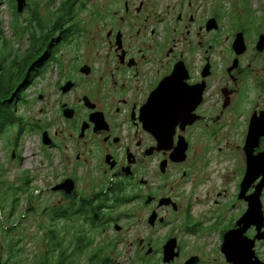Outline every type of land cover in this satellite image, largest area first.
Returning a JSON list of instances; mask_svg holds the SVG:
<instances>
[{
  "label": "flooded vegetation",
  "instance_id": "flooded-vegetation-1",
  "mask_svg": "<svg viewBox=\"0 0 264 264\" xmlns=\"http://www.w3.org/2000/svg\"><path fill=\"white\" fill-rule=\"evenodd\" d=\"M156 1L8 0L61 171L2 181L0 264H264V0Z\"/></svg>",
  "mask_w": 264,
  "mask_h": 264
},
{
  "label": "rangeland",
  "instance_id": "rangeland-1",
  "mask_svg": "<svg viewBox=\"0 0 264 264\" xmlns=\"http://www.w3.org/2000/svg\"><path fill=\"white\" fill-rule=\"evenodd\" d=\"M40 6H44L46 0H38ZM173 1V0H168ZM203 11L208 14L214 8H220L224 15L239 14L244 10L242 0H200ZM251 10L255 8L256 0H248ZM0 5V25L5 35V39L10 43V49H19L24 46V41H19L14 29L18 28L16 22L12 21L13 11L8 6V0H2ZM159 5L162 1H156ZM159 9V8H157ZM78 15H86L80 13ZM44 80H37L34 84H29L22 92L23 102L17 109L18 116L24 118L29 124L35 127L34 130L25 131L17 141L12 139L14 130L0 140V165L3 167V179L12 180L14 174L28 173L35 176V184H41L40 177L45 180L51 172L61 171L58 162L54 158L55 152H50L42 146L41 135L38 129H45V123L52 120L54 112L47 104L46 99H38V89ZM33 127V126H32ZM49 174V175H48Z\"/></svg>",
  "mask_w": 264,
  "mask_h": 264
},
{
  "label": "trees",
  "instance_id": "trees-1",
  "mask_svg": "<svg viewBox=\"0 0 264 264\" xmlns=\"http://www.w3.org/2000/svg\"><path fill=\"white\" fill-rule=\"evenodd\" d=\"M1 3L2 0H0ZM13 31L18 33V29ZM10 47L0 25V140L14 130L15 133L11 136L17 141L25 131H32L36 127L18 116L17 109L23 102L22 92L28 85V77H30L28 71L34 70L35 64L32 66L31 64L41 50L38 52L31 48L20 53V50H12ZM44 72L42 70L40 73ZM3 172V167L0 165V195Z\"/></svg>",
  "mask_w": 264,
  "mask_h": 264
},
{
  "label": "water",
  "instance_id": "water-1",
  "mask_svg": "<svg viewBox=\"0 0 264 264\" xmlns=\"http://www.w3.org/2000/svg\"><path fill=\"white\" fill-rule=\"evenodd\" d=\"M24 4H25V0H16V5H17V10L16 11L18 13L22 12ZM235 43L238 46H240V40L239 41L236 40ZM174 75L175 74H173L172 77H174ZM149 104H151V108L156 107L158 111L153 110V112H148L147 114H144L145 117L149 119L151 124H155V125L165 124L166 133H169L170 132V127L174 125V122L178 118V115L177 114H165V113H163L161 111V108H163L165 105L161 104V98H160L159 90H157V92H155V94H153V96H151V98H150V100L148 102V106H149ZM151 131L153 133H157L158 132V128L153 126L151 128ZM41 142L45 146L49 145V140H48L46 131L41 134ZM263 159H264V156L259 158L255 163L253 162V164L250 166V171H251L252 168H254V165L256 163H259L260 160L263 161ZM247 181H249V178L246 177V182ZM260 216H261L260 207L257 206L255 208L254 207V202H251V205L249 206V209H248L246 215L240 221V224H242L244 227L239 232V235L242 234V232L246 229V227L248 225H250L251 223L254 222L255 218H260ZM232 240L234 241V238H233L232 234H228V235L225 236V243H230Z\"/></svg>",
  "mask_w": 264,
  "mask_h": 264
},
{
  "label": "snow or ice",
  "instance_id": "snow-or-ice-1",
  "mask_svg": "<svg viewBox=\"0 0 264 264\" xmlns=\"http://www.w3.org/2000/svg\"><path fill=\"white\" fill-rule=\"evenodd\" d=\"M161 88H164V85H161ZM151 108V104H149V106L145 109V114L148 113L149 109Z\"/></svg>",
  "mask_w": 264,
  "mask_h": 264
}]
</instances>
